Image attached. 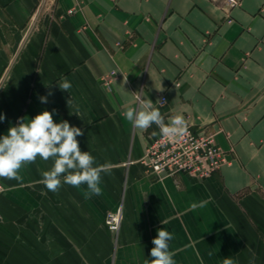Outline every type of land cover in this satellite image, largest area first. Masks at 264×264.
<instances>
[{"label":"crops","instance_id":"1","mask_svg":"<svg viewBox=\"0 0 264 264\" xmlns=\"http://www.w3.org/2000/svg\"><path fill=\"white\" fill-rule=\"evenodd\" d=\"M225 1L0 0V136L55 109L54 122L83 130L82 151L111 164L90 199L83 185L40 183L51 160L2 179L0 264H147L161 228L176 264H264V0H241L230 23ZM135 94L165 121L216 132L229 162L202 181L146 174L139 161L159 129L126 120ZM117 208L114 233L105 217Z\"/></svg>","mask_w":264,"mask_h":264},{"label":"clouds","instance_id":"2","mask_svg":"<svg viewBox=\"0 0 264 264\" xmlns=\"http://www.w3.org/2000/svg\"><path fill=\"white\" fill-rule=\"evenodd\" d=\"M57 86L66 92L72 87L66 79ZM47 87L50 88L51 85ZM52 94L49 91L48 95ZM39 99L41 103L48 102L47 96ZM53 112L55 109L51 112L44 110L31 119L19 117L17 123L8 128L7 134L0 136V179L22 182V170L39 158L45 162H53L49 170L41 172L40 183L49 191L58 192L63 184L75 188L83 185L86 186V199L102 195V173H110L111 164H97L89 151H82L77 137L84 134L83 130L70 125L67 120L54 122ZM124 117L141 131H146L155 124L164 137L173 140L184 136L188 131L183 115H174L166 123L161 111L154 107V102L150 99H141L137 107L128 108L124 112ZM5 119V114L0 113V122ZM191 207L196 208L197 205L192 204ZM173 239V234L167 229H158L157 236L152 239L154 247L149 253L152 259L147 264H176L173 259L175 253L170 250V241ZM223 264H234V261L226 257Z\"/></svg>","mask_w":264,"mask_h":264},{"label":"built area","instance_id":"3","mask_svg":"<svg viewBox=\"0 0 264 264\" xmlns=\"http://www.w3.org/2000/svg\"><path fill=\"white\" fill-rule=\"evenodd\" d=\"M241 0H226L220 7L225 20L232 22V12L240 7ZM76 8L67 11V15H72ZM116 78V72L111 71L108 75L100 79L103 87H109ZM175 86L179 82L175 81ZM135 97V107L138 106L141 98L138 94ZM158 101L166 103L164 95L159 96ZM134 107V108H135ZM185 117V116H184ZM188 125L187 133L177 139L164 137L160 130L156 133L151 142L144 148L140 163L146 174L152 178L161 180L177 175H185L195 180H205L227 164V153L220 148L216 140V132L208 129H194L189 117H185ZM166 123L168 121H165ZM159 129V128H158ZM4 193L2 179H0V196ZM121 208L107 213L105 225L114 233H117L121 223ZM0 217L1 213H0ZM2 220H0V224Z\"/></svg>","mask_w":264,"mask_h":264}]
</instances>
